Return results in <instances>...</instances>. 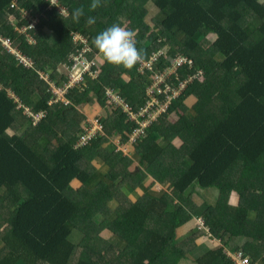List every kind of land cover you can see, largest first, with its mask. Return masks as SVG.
Instances as JSON below:
<instances>
[{
    "label": "trees",
    "instance_id": "trees-1",
    "mask_svg": "<svg viewBox=\"0 0 264 264\" xmlns=\"http://www.w3.org/2000/svg\"><path fill=\"white\" fill-rule=\"evenodd\" d=\"M58 2L69 12L67 18L55 7L46 10V0H0V34L12 37L34 61V69H27L0 46V255L4 253L0 264H180L195 250L205 248L196 239L186 244L177 240L179 229L185 227V231L189 225L196 229L197 216L204 217L210 234L221 245L193 256L192 264H234L224 251L234 238L237 246L231 244V250H242L264 264V3L101 0L100 7L89 11L91 0ZM80 6L84 15L75 23L71 13ZM151 9L156 17L150 20ZM22 10L39 14L35 46L17 32ZM89 16L95 17V24H87ZM123 19L137 28V47L145 44V59L163 50L159 69L184 54L195 64L178 71L181 79L197 70L203 72L172 102L151 133L162 134L166 125L190 144L200 139V148H184L194 163L174 191L182 194L194 184L202 189L217 187L220 198L214 204L204 203V211L187 197L167 202L148 196L136 203L124 199L115 220H101L97 213L117 196L116 179L130 182L131 159L115 153L109 139L120 136L126 142L132 123H126L128 117L122 110L112 109L102 117L105 136L76 149L85 119L79 107L96 103L106 110L107 90L112 89L134 109L140 108L151 83L149 72L141 73V64L128 71L104 60L97 66V78L70 89L66 96L70 105L50 104L48 84L37 70L50 73V79L61 85L67 78L58 77L57 71L74 50L71 34L79 32L94 46L97 34L113 24L122 26ZM97 54L94 47L87 55L91 59ZM189 98L196 100L192 117L184 114L176 125H169L170 112ZM40 112L45 115L34 124L30 114ZM148 144L160 145L149 136L136 146ZM106 148L112 153L102 154ZM157 153L140 155L149 165L171 156ZM97 159L110 168L107 180L112 184L99 182L90 191L87 185ZM74 180L80 182L78 190L72 189ZM167 203L173 206L168 208ZM253 213L257 217L252 218ZM153 215L157 217L151 228L147 223ZM75 232L80 235L78 242L71 240ZM198 233L196 237L209 242L203 232Z\"/></svg>",
    "mask_w": 264,
    "mask_h": 264
},
{
    "label": "built area",
    "instance_id": "built-area-1",
    "mask_svg": "<svg viewBox=\"0 0 264 264\" xmlns=\"http://www.w3.org/2000/svg\"><path fill=\"white\" fill-rule=\"evenodd\" d=\"M46 1L49 2V5L46 6V10H50L52 7H55L60 12V8L64 9L62 5H59L60 3L58 0ZM29 12L30 11L22 10L21 17L18 24L16 25V28L17 32L25 37L29 45L35 46L37 44L36 31L40 23V18H32L30 15L32 12H30V14ZM22 20H25V24L20 25ZM22 30H24V32H21ZM77 35V32L72 35L76 48L71 54L69 64H67L69 71V81L66 84L67 90L63 89L61 91H57L60 88L59 85H54L51 81H47L49 85V91L53 95V101H50V104L61 103L66 106L70 105L71 101L66 97L69 89L73 87H80L82 84H85L84 78L88 79L91 78L94 73L96 74V71L93 68L99 66V63L98 65H90V61H94V59H91L87 64L84 62L86 66H84V72L81 76L74 75V72L80 71V67L83 69V65H80L83 55H87L91 52L88 48H86L87 43L84 42L82 38L79 39V44H77ZM1 36L0 46L7 53L12 55L23 67L27 69L34 68V62L29 64L26 60H21L20 53L14 51L13 48L17 46L12 37ZM79 46L83 49L82 53ZM162 56L163 50L159 49L157 51H153L149 58L141 63L140 71L144 75L149 72V80L151 83L146 89L145 103L140 108L134 109L129 103H127L120 95L116 93L117 91L112 89L107 90L108 103L111 104L110 106L118 107L120 110H122V112L127 115L129 121L133 124L132 133L129 137V142L132 145L136 144L141 137H144L152 124L157 122L164 116L165 113H167L172 102L181 95V93L187 88L189 84L193 83L196 79L202 77L203 75L202 70H197L194 73H188L183 79H181L178 71L187 66L192 68L195 64L193 58L184 54H178L172 57L170 61L166 62V64H164L162 68L159 69L158 66L161 64L160 58ZM41 78L45 79L44 77ZM30 115H32L34 118L33 121L34 124H36L39 119L45 115V112ZM102 136H105V127L102 118L96 116V118L93 119L92 117L89 121L81 125V129L77 134L75 148H84L88 146L93 140ZM195 219L196 229L199 232L210 235V230L206 226L204 217L197 216ZM225 254L230 260L233 261L234 264H259V262L253 261L251 257L242 250L232 251L231 253L225 252Z\"/></svg>",
    "mask_w": 264,
    "mask_h": 264
},
{
    "label": "crops",
    "instance_id": "crops-1",
    "mask_svg": "<svg viewBox=\"0 0 264 264\" xmlns=\"http://www.w3.org/2000/svg\"><path fill=\"white\" fill-rule=\"evenodd\" d=\"M196 102L194 98H189L183 104L177 109L170 112V114L167 117L169 125L173 126L176 125L180 117L184 114L188 115V117H192L193 115V105ZM214 104L219 107V105L214 102ZM100 108V107H99ZM84 113V112H83ZM85 115V114H84ZM92 118V117H91ZM83 124V123H82ZM81 124V125H82ZM162 134L154 131L151 133L150 139L154 143L160 144L159 146H155L154 144H148L144 146H128V148H133V151L135 152L133 156H130L132 152L129 151V154L127 157L131 159V163L127 170L129 171V177L130 182L126 183L122 187L124 188L123 193L119 192L122 187L120 186V189L116 190V192H119V199L124 200L126 198H129V200L132 203H136L138 200L142 199L143 197H152L155 199H163L164 201H170L173 202V199H175L174 202H178V195L177 192L174 191L175 189H178L179 186L177 185V181L181 179V177L187 175L186 171L187 169L194 163V161L190 158V154H187V151L184 150L186 146L193 147V148H200L202 146V142L200 139H196L192 141V144L184 137V139L179 134H174L173 130H171L168 126H163ZM183 135L187 136L188 132H181ZM118 139V136H116ZM114 138V140L116 139ZM164 139V140H161ZM113 140V141H114ZM159 141V142H158ZM189 144V145H188ZM168 145V146H166ZM172 151L171 152L169 151ZM157 154H171L169 157H165L164 160L159 158L156 160L153 165H149L145 160L143 161L141 159V154H151L152 152H155ZM97 162H94V166L96 169ZM155 170H152L153 168ZM165 170L169 171V174L165 172ZM152 183L150 187H146L148 183ZM80 182L74 180L72 182V188L74 187V190H78L80 187ZM88 189V188H87ZM192 194H189L191 197V201L196 203L199 208L204 205V203L214 204L216 202L217 196V187H211L208 189H202L198 185L194 184L188 189ZM176 192V193H175ZM206 192L208 195H204L203 193ZM196 194V195H195ZM194 195V196H193ZM167 207H172V204L167 203ZM164 204L161 203V206ZM198 208V210H199ZM200 211V210H199ZM201 212V211H200ZM256 214H251L252 218H255ZM185 228V227H183ZM191 225H189L186 230L179 229V235H178V242L181 243L184 238V234L187 232H191ZM183 236V237H182ZM201 240V241H200ZM198 242L199 244L204 243L203 245L206 246L209 242H205L202 240V238H199ZM211 241V240H210ZM197 243V242H196ZM221 244V242L219 241ZM233 247L237 246L236 242H233ZM207 248V247H205ZM203 248V249H205ZM211 248H217V245L212 241V245L209 246V249ZM225 252H232L234 250L230 249V244L224 248ZM194 257L189 254V257L187 259L180 260V264H192L194 261Z\"/></svg>",
    "mask_w": 264,
    "mask_h": 264
},
{
    "label": "rangeland",
    "instance_id": "rangeland-1",
    "mask_svg": "<svg viewBox=\"0 0 264 264\" xmlns=\"http://www.w3.org/2000/svg\"><path fill=\"white\" fill-rule=\"evenodd\" d=\"M59 5H61V4H59ZM65 10H67L66 8H64ZM30 12H32V14H30ZM29 12V14L31 15V17L32 18H39L38 17V12L37 11H30ZM68 12V11H67ZM69 13V12H68ZM149 17H150V20H151V18L152 17H156V15H155V9H151L150 10V13H149ZM149 25L151 26V28H153L154 27V25H155V20H153V21H150L149 22ZM122 27H126L127 29H131V30H135L136 31V27L133 25V24H131V22H129V21H127V20H125V19H123V25H122ZM21 32H24V30H22ZM74 33H76V32H73L72 34H71V36L74 34ZM78 33V32H77ZM1 36V35H0ZM1 37H3V36H1ZM80 38H82L83 40H84V42H86L87 43V45H86V48H88L90 51H92L93 52V48L95 47V45L94 46H92V43L89 41V38H87L86 36H84V35H82V34H80V33H78V35H77V39H78V42H77V44H79V39ZM75 39V38H74ZM72 41H73V38H72ZM73 43H74V41H73ZM203 45H204V48H207L208 47V43H206V42H203ZM145 44H142V47H141V50H143L144 52H145ZM14 49V51H16V52H19L20 53V56H21V60H26L29 64H32V62H34L33 61V59L32 58H29V57H27L26 55H24L17 47H14L13 48ZM80 50H81V53L83 52V49L82 48H80ZM99 56H100V58H97V57H95V58H91V59H94V61L93 62H91L90 61V65H92V64H95V65H98V61L100 62L99 63V66L100 65H102L103 64V62H104V58L102 57V55L101 54H99ZM90 59V57L89 56H87V55H83V57H82V61L80 62V65L82 66L83 65V69H82V67H80L81 69H80V71H76V72H74V75L75 76H81L82 74H83V72H84V66H86L85 64H84V62L87 64L88 63V61L89 60H91ZM146 60V59H145ZM70 61V55L68 56V58H67V60L65 61V62H63L62 64H60L59 66H58V77L61 75V74H63V75H65L66 76V78H67V80H65V81H62L61 82V85L62 86H59L60 88L57 90V91H61V90H63V89H66V84H67V82L69 81V71H68V68H67V63ZM28 68H30V67H28ZM37 72L38 73H40V75H41V77H44L47 81L49 80V81H51L54 85H57V83L55 82V81H53V80H51L50 79V76H49V74L50 73H46V72H41L40 70H37ZM98 77V68L96 67V74L94 73L92 76H91V78L90 79H94V78H97ZM125 77V76H124ZM85 80H84V83L86 84V78H84ZM70 80H71V78H70ZM80 80V79H79ZM87 85V84H86ZM80 86V85H79ZM47 88H48V86H47ZM74 88V87H73ZM70 89H72V88H70ZM70 89H69V91H70ZM67 90V89H66ZM48 92H49V89L47 90ZM69 93V92H68ZM13 96H15V94H13ZM146 100V99H145ZM215 102L219 105L220 104V102L218 101V100H215ZM70 104H71V102H70ZM96 104V103H95ZM94 103L93 104H90V103H86V104H84V105H82V106H80L79 108H80V110L79 111H81V113H82V115L84 116V120L82 121V123H85V122H87V121H89L90 119H91V117H93V119L94 118H96V116H99L100 118H102V117H104V115L106 116L108 113H110V111L112 110V109H117L118 107H112V106H110L111 104L110 103H108V105H107V107H106V110H104V109H101V108H99L98 106H96ZM144 105V104H143ZM84 112V113H83ZM85 114V115H84ZM163 118V117H162ZM162 118H160L159 120H161ZM158 120V121H159ZM129 121V119L128 120H126V123ZM157 121V122H158ZM157 122H154L153 124H152V126L149 128V130L147 131V133H146V135L144 136V137H141L139 140H138V142L136 143V144H131L130 142H129V137H130V135H131V133H132V130H131V132L130 133H128V140L126 141V142H123L122 141V139L120 138V136H118V139L116 138L115 140H114V137L113 138H110L109 140H110V143L111 144H113L112 146L113 147H115V153H117V152H120V154H123V156H127V155H125V154H129V151H131L132 153L131 154H129L130 156H133V154L135 153L134 151H133V148H128V146L130 145V146H136L138 143H140L142 140H144V139H146V138H148L149 136H151V128L157 123ZM81 123V124H82ZM104 124V123H103ZM132 129H133V124H132ZM114 140V141H113ZM161 140H164V139H161ZM165 141V140H164ZM159 142V141H158ZM110 154V153H112V150L110 151V150H108L107 151V148H106V152H103L102 154ZM103 159H97L96 160V162H97V165H96V171L94 172V174H93V177H92V181L90 180L89 182H88V185H87V187H88V189L90 190V191H93L94 190V188H95V186L99 183V182H109V184H112V183H110V181L109 180H107V174L109 173V171H110V168L106 165V163L104 162V161H102ZM129 179H130V177H129ZM127 182L125 181V179L123 178V177H120V178H118V179H116V181L114 182V188L115 187H122L123 185H125ZM152 185V183H151V181H150V183H148L147 185H146V187H150ZM191 186H193V185H191ZM190 186V187H191ZM190 187H188L187 188V190L185 191V192H183L182 194H178L177 193V195H178V198L179 199H182V198H188V200H190L191 199V197L189 196V194H192V192H190L188 189L190 188ZM124 188L125 187H122L120 190H119V192L121 193H123V191H124ZM72 189H74V187L72 188ZM126 189V188H125ZM119 192H114V193H118L117 194V196L114 198V200L112 201V202H109V203H107V204H105V205H103L100 209H98V211H97V213L98 212H100L101 214H100V218H101V220H115V219H117L118 218V216L121 214V213H119L120 211L118 210V207L122 204V203H124V200H121L120 201V199H119ZM220 192L221 191H218L217 190V196H215L216 197V202L218 201V199L220 198ZM204 195H208V194H206V192H204L203 193ZM196 195V194H195ZM194 196V195H193ZM110 208L111 209V211H110V213H107L105 210L107 209V208ZM199 210L200 211H204V207L203 206H201L200 208H199ZM103 213V214H102ZM157 217V215H153V217H151V219H150V221H148V223H147V225H150V227L151 228H153V226H154V221H155V218ZM255 217H257V215H255ZM182 229H184V228H182ZM181 229V230H182ZM199 231L197 230V229H195V230H191V232H187V233H185L183 236H184V238L183 239H181L182 240V243L183 244H186V243H191L192 241H194L195 239H196V242L198 243V242H200L199 241V236L198 237H196L195 236V234H199L198 233ZM195 233V234H194ZM210 240H208L209 241V243L205 246V247H207V248H205V249H201V250H195L191 255L192 256H194V257H198L199 255H201V254H203L204 253V251H206L208 248H209V246H211L212 245V241L215 243V245H221L220 243H219V241L220 240H217V239H215V238H213L212 237V235L210 234H206V233H204ZM102 236V235H101ZM182 236V237H183ZM194 237V239H192ZM115 237L113 236V237H110L109 238V240L111 241V240H113ZM103 239H104V237H103ZM71 240L72 241H79L80 240V235H78V233L77 232H75V233H73V235L71 236ZM142 240V238L139 240V242ZM177 241V240H176ZM237 240L234 238V240H232L231 241V243H230V245L233 243V242H236ZM107 243H109V242H107ZM113 253L116 255V256H120V255H122V253H119V252H114L113 251ZM4 255V253L3 254H1L0 255V258L2 257ZM39 263L40 264H49L48 262H40L39 261ZM16 264H26V263H16ZM28 264V263H27Z\"/></svg>",
    "mask_w": 264,
    "mask_h": 264
},
{
    "label": "clouds",
    "instance_id": "clouds-1",
    "mask_svg": "<svg viewBox=\"0 0 264 264\" xmlns=\"http://www.w3.org/2000/svg\"><path fill=\"white\" fill-rule=\"evenodd\" d=\"M258 2L264 3V0H258ZM100 6H101V0H91V4L89 5V11H94ZM60 15L67 18L69 16V13L67 12V10L60 8ZM83 15H84V8L83 6H80L77 7L71 13V18L73 22L79 23L80 17H82ZM86 22L88 25L95 24L96 22L95 17L89 16ZM136 35L137 33L135 30L127 29L126 27H122L118 24H113L111 27L106 28L105 30H103L102 32L96 35V37L94 38V45L108 64L131 71L138 64L143 63L146 57V52H144L143 50L137 47ZM75 48L76 45L74 47V50ZM96 56L100 57L99 54H97ZM43 80L47 83V80L45 79ZM48 89H49V85H48ZM50 101H53V95ZM54 104H61V103H54Z\"/></svg>",
    "mask_w": 264,
    "mask_h": 264
}]
</instances>
